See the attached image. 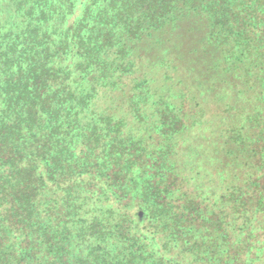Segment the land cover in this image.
<instances>
[{"label": "trees", "instance_id": "16d2710c", "mask_svg": "<svg viewBox=\"0 0 264 264\" xmlns=\"http://www.w3.org/2000/svg\"><path fill=\"white\" fill-rule=\"evenodd\" d=\"M0 264H264V0H0Z\"/></svg>", "mask_w": 264, "mask_h": 264}, {"label": "rangeland", "instance_id": "374dc122", "mask_svg": "<svg viewBox=\"0 0 264 264\" xmlns=\"http://www.w3.org/2000/svg\"><path fill=\"white\" fill-rule=\"evenodd\" d=\"M172 38H174L173 41H172ZM161 40H162L161 43H163V45H161V46H163V47H162V49L156 50V51H154L152 49V43L155 42L154 40L146 42L144 45L145 49L143 52L141 51L142 55L140 54L141 57L138 60L139 64H140L139 65L140 69H143V68L145 69L146 67H148V68L153 70L152 75H153V78L155 81L153 91H156V93H158V95H164L167 97L168 96L172 97V100L176 103L179 101L183 102V100H185L187 105L188 106L190 105V108H188V111L190 112V114L191 113L193 114L195 112L196 103L202 102V104H208L207 105L208 106V113H205L207 118H211L213 116L219 115L220 108L218 106H221L222 109H224V106H223L224 103L220 100V98H218V97L214 98L211 95H206V96L203 95V97H202L196 90L192 89L191 84L189 86H190V89H192V91L187 93V94H185V93L183 94L182 92H186V91L184 89L178 90V88L175 86L177 81L180 79V77H179L180 75L177 74L173 68H170V70L156 68L159 65L165 64L166 61L170 60L169 56H166V54L162 53V50H167L168 54L171 52H176V53L182 54V51L178 50L176 48V46L178 48H182V46L186 45V43L188 42V39L185 37L184 38H178V37L175 38V37H171V36L170 37L164 36L161 38ZM175 44H176V46H175ZM185 57L187 58V61H188V56H185ZM162 59H163V61H160L157 63L154 62V60L158 61V60H162ZM187 61H185V59L183 61H181L179 59V62L181 63V66L184 70H187L189 68L187 66ZM147 64H149V65H147ZM210 76L209 75H206V77L204 76V82H205L204 85L206 87L210 86V83H208L209 79H210V81H213V82H219L216 79V76H214V75H212L211 77ZM166 81H168V82L164 83ZM207 83H208V85H207ZM171 84H172V86H171ZM126 85H127V88H130V86L132 85L130 80L126 81ZM228 87H229V85H228ZM197 93H198V95L196 96ZM195 96H196V99H195ZM213 100H215L217 102H214ZM101 104H102V101H101ZM237 120H238V118H235V122ZM214 131H215V136H217V134H218L217 127L214 126L213 122H212L211 128L209 130V132H210L209 134L214 135Z\"/></svg>", "mask_w": 264, "mask_h": 264}]
</instances>
